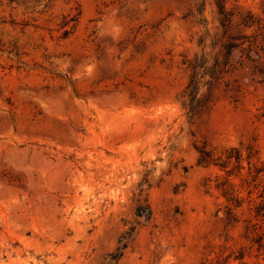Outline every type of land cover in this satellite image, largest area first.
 Returning a JSON list of instances; mask_svg holds the SVG:
<instances>
[{
  "label": "rangeland",
  "instance_id": "1",
  "mask_svg": "<svg viewBox=\"0 0 264 264\" xmlns=\"http://www.w3.org/2000/svg\"><path fill=\"white\" fill-rule=\"evenodd\" d=\"M0 264H264V0H0Z\"/></svg>",
  "mask_w": 264,
  "mask_h": 264
}]
</instances>
